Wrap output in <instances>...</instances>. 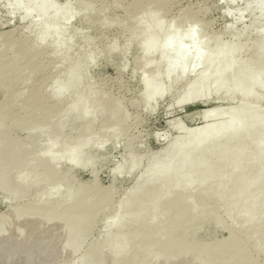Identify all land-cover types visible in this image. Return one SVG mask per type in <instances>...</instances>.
Instances as JSON below:
<instances>
[{
    "label": "bare ground",
    "instance_id": "6f19581e",
    "mask_svg": "<svg viewBox=\"0 0 264 264\" xmlns=\"http://www.w3.org/2000/svg\"><path fill=\"white\" fill-rule=\"evenodd\" d=\"M100 1L97 9L94 0H75L72 7L68 3L54 6L49 0L12 1V10L37 14L32 25L40 32L49 31L57 18L70 21L80 9L85 11L83 21L90 31L100 34L109 25L118 28L111 39L113 46L101 52H96L94 38L86 42L88 38L78 32L85 49L69 50L71 65L62 73L54 72L61 60H47L46 51L37 47L35 35L29 38L17 31L0 35V41H6L0 42V87L5 94L0 104V129L15 126L28 134H46L49 139L45 152L28 153L27 144L0 133V191L6 197L12 196V201L27 200L19 207L21 210L15 208V216L32 221L38 218L43 225L51 220L72 225L74 236L70 242L76 243L86 237L99 217L112 211L104 224L103 237L82 254L91 264H103L105 259L109 261L106 264H241L248 261L247 253H264V22H252L244 40L241 34L231 33L230 40L224 41L220 37L223 32L211 40L198 37L195 30L180 32L185 20L196 28L201 24L209 27L210 23L200 21L190 8L180 11L169 25L161 22L159 16L169 14L176 0H110L109 5L106 0ZM252 4L261 10L264 0ZM110 7L122 8L123 18L97 17ZM257 27L260 33L253 34ZM65 29L64 22L56 25L53 33L61 37L54 42L52 54L68 51ZM126 33L138 36V51L143 58L151 60L161 54L152 77L141 80L142 98L147 104L165 93V81L180 84L188 70L192 72L199 66L201 71L185 84L178 104L203 98L209 91L226 100L237 98L238 102L198 112L204 120L202 126L187 131L172 150L179 160L173 162L170 157L161 165L148 167L117 203L107 200L106 195V199L95 195L100 188L95 185L89 190L71 189L66 204L50 205L47 197L57 195L63 184V177L57 176V163L63 160L71 168L82 166L86 163L82 159L84 148L94 142L90 126L76 137H67L63 134L65 124L89 113H106L110 118L108 111L122 106L97 87L86 71L99 53L104 58L114 52L125 55L132 41L126 42L125 50H118L114 43ZM242 51L245 55L240 59ZM55 88L59 99L52 94ZM119 123L114 120L112 127L102 125L100 132L111 137ZM128 156L131 158L132 153ZM188 160L190 165H186ZM121 169L113 168L111 175ZM186 177H191L194 192H207L197 210L185 201L192 189L190 183H182ZM208 209L223 210L214 222L227 232L225 239L213 244L190 238L188 225L181 224L183 217ZM179 226L184 236L178 242L171 232Z\"/></svg>",
    "mask_w": 264,
    "mask_h": 264
},
{
    "label": "rangeland",
    "instance_id": "374dc122",
    "mask_svg": "<svg viewBox=\"0 0 264 264\" xmlns=\"http://www.w3.org/2000/svg\"><path fill=\"white\" fill-rule=\"evenodd\" d=\"M12 1L0 0V35L11 31L22 32L29 38L35 35L37 37V47L46 51L47 60L52 61L54 58L61 60L60 63L55 64L54 72L62 73L69 69L71 65L69 59L71 52L69 50L73 51L80 48L79 50L82 51L85 49L83 43L79 40V33V35L88 38L86 42L94 38L92 40L96 52H101L105 47L113 46L111 39L116 35L118 28L115 25H109L103 28L100 34L90 31L83 21L85 16L83 9H80L70 21L67 22L64 17L57 18L52 25L53 27L48 28L49 31L40 32L32 25L37 14L33 12L25 15L21 10H12ZM253 1L256 0H176L172 11L159 17L163 24L169 25V22L171 23L173 17H177L180 11L186 12L190 8L200 21L209 22V27L206 28L200 23L201 25L196 28L190 20H185L180 27L181 33L195 30L194 32L198 34H196L198 37L213 40L215 35L223 32L220 37L224 41L230 40L229 35L231 33H238L242 35L244 40L252 22L255 21L259 25L264 22V6L261 10L256 9L252 4ZM49 2L54 6L68 3L72 7L75 0H49ZM94 2V7L97 9L98 5H101V1L97 0L96 2L94 0ZM110 2V0H106V5H109ZM128 3L129 1L124 2V5ZM68 9L70 10V8ZM123 16L124 10L122 8L110 7L97 17L120 20ZM62 22L66 27L63 37L69 41L67 45L69 49L66 53L56 55L51 53V48L57 38L61 36L54 34L53 31L56 25ZM30 26L33 27V30L30 29ZM254 33H260L258 27L253 30ZM136 36L135 34L126 33L114 43V47H119L118 50H125L126 42L132 41L125 55L114 52L110 57L105 56L104 58V55L99 53L88 65L86 73L91 81L97 87H101L109 98L120 101L122 106L117 111L116 108H111L108 111V113H111L110 118L106 113H95L94 115L89 113L85 117L78 116L74 123L69 121L65 124L63 134L67 137H76L81 134L84 127L90 126L94 142L84 148L82 159L86 163L82 166L76 165L77 167L71 168L63 160L57 163V176L63 177V184L57 195L50 194L47 197L46 202L50 205L55 202L61 205L66 204L70 199L71 189L75 191H81V188L82 190H89L93 189L95 185H98L99 189H103H97L99 193L96 190L95 195L99 197L103 195V199L107 198V200L117 203L133 187L135 181L145 174L148 167L161 165L170 157H173V162L179 160L180 157L174 156L172 150L176 147V144L178 145L181 138L185 137L187 131L202 126L204 120L197 115L198 112L213 107H230L237 104V98L226 100L222 96L216 95L214 91H209L203 98L189 103H177L178 97L183 94L185 84L189 83L201 71L200 66L192 72L188 70L184 74L185 76H182L183 80L180 84L170 82L169 84L165 81V93L161 98L158 97L155 101L147 104L142 98L141 80L152 77V72L157 67L161 54H155L151 60L143 58L138 51L139 38ZM0 42L6 41L1 39ZM178 43H183L190 48V45H186L185 42L179 41ZM176 46L172 45L174 48ZM244 55L245 52L242 51L240 59H243ZM248 65L250 66V64ZM57 89L55 88L52 91V94L56 97H54L55 99L60 97ZM4 95V90L0 87V104L4 99ZM65 95L66 97L69 96V94ZM261 108L264 111V97L261 100ZM10 112L13 114L12 110ZM114 120L120 122L119 127L115 130L116 132L113 131L111 137H104L100 132L102 125L112 127ZM2 132L8 133L14 141L27 144L29 146L27 147L28 153L45 152L49 140L46 134H28L15 126L3 127L0 129V133ZM190 134L195 135L191 132ZM195 136L197 137V135ZM130 152L132 153L131 158L128 156ZM186 162V165H190V160ZM117 166L122 169L120 173L112 176L111 170ZM177 171L178 169H175L174 173H177ZM190 180L191 177L182 180V183H190L189 189H191L190 186L192 187L190 194L188 193L189 195L185 196V201L188 202L189 200L187 204L192 209L197 210L204 201L207 192L205 190L194 192L195 185ZM105 189H108V191ZM37 195L39 196L40 193ZM7 196L0 191V264H91L90 259L84 260L82 254L103 237L104 224L108 218L112 217V211H106L99 217L84 239L71 243L70 240L74 236L72 225L67 226L62 221L55 220L48 221L49 224L43 225L38 221V218L32 221L27 218L16 217L15 211L21 210L19 207L26 205L27 200L12 201V196ZM38 198L44 200L45 197ZM15 208H18V210H15ZM216 215H223V210L208 209L193 212L183 217L181 224L188 225L187 235L190 238L213 244L227 237V232L215 224L214 218ZM171 236L179 242L183 238L184 232L179 226L172 230ZM247 254L248 261H243L241 264H264V253L261 251H253L252 256L249 253ZM106 262H109L108 259H105L103 264H106Z\"/></svg>",
    "mask_w": 264,
    "mask_h": 264
}]
</instances>
